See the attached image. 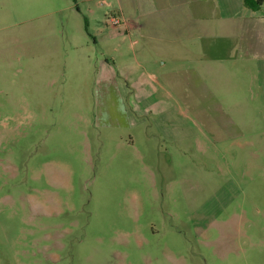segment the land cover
Segmentation results:
<instances>
[{"label": "rangeland", "instance_id": "obj_1", "mask_svg": "<svg viewBox=\"0 0 264 264\" xmlns=\"http://www.w3.org/2000/svg\"><path fill=\"white\" fill-rule=\"evenodd\" d=\"M78 10L0 0V264H264V155L189 153L175 174L127 128Z\"/></svg>", "mask_w": 264, "mask_h": 264}, {"label": "crops", "instance_id": "obj_2", "mask_svg": "<svg viewBox=\"0 0 264 264\" xmlns=\"http://www.w3.org/2000/svg\"><path fill=\"white\" fill-rule=\"evenodd\" d=\"M74 4L86 34L106 57L100 61L102 82L115 83L128 106L127 128L143 129L138 139L165 148L174 173L182 177L189 153L217 171L213 155L252 149L264 155V0L257 10L244 0ZM113 15L118 27L109 22ZM125 41L133 61L119 65ZM122 141L136 146L131 133Z\"/></svg>", "mask_w": 264, "mask_h": 264}, {"label": "trees", "instance_id": "obj_3", "mask_svg": "<svg viewBox=\"0 0 264 264\" xmlns=\"http://www.w3.org/2000/svg\"><path fill=\"white\" fill-rule=\"evenodd\" d=\"M75 1V0H74ZM244 4L246 7L252 9V10H257L260 9L261 7V0H244Z\"/></svg>", "mask_w": 264, "mask_h": 264}, {"label": "built area", "instance_id": "obj_4", "mask_svg": "<svg viewBox=\"0 0 264 264\" xmlns=\"http://www.w3.org/2000/svg\"><path fill=\"white\" fill-rule=\"evenodd\" d=\"M109 22L115 27H118L121 24L120 19L114 15L109 17Z\"/></svg>", "mask_w": 264, "mask_h": 264}]
</instances>
